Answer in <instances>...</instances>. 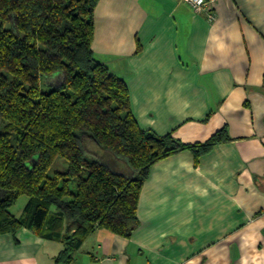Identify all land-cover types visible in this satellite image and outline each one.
I'll return each mask as SVG.
<instances>
[{"label":"crops","instance_id":"1","mask_svg":"<svg viewBox=\"0 0 264 264\" xmlns=\"http://www.w3.org/2000/svg\"><path fill=\"white\" fill-rule=\"evenodd\" d=\"M216 11L209 22L180 0L98 4L95 58L127 83L140 127L184 144L226 128L231 140L198 165L190 151L156 163L132 237L98 230L71 264H264V0H218ZM64 247L22 229L0 235V264H57Z\"/></svg>","mask_w":264,"mask_h":264},{"label":"trees","instance_id":"2","mask_svg":"<svg viewBox=\"0 0 264 264\" xmlns=\"http://www.w3.org/2000/svg\"><path fill=\"white\" fill-rule=\"evenodd\" d=\"M100 1L0 0V235L28 229L64 243L57 264H71L98 230L132 237L156 163L190 151L198 165L231 140L226 128L184 144L140 127L127 83L95 58ZM45 76L56 79L48 93ZM91 142L131 172L96 158ZM59 159L67 168L52 173ZM23 196L18 217L10 210Z\"/></svg>","mask_w":264,"mask_h":264},{"label":"rangeland","instance_id":"3","mask_svg":"<svg viewBox=\"0 0 264 264\" xmlns=\"http://www.w3.org/2000/svg\"><path fill=\"white\" fill-rule=\"evenodd\" d=\"M56 79H52L50 77H43L41 80V90L44 93L51 92L55 88ZM67 168V163L64 159H59L56 164L52 168V173L55 171H63ZM28 201V198L23 196L18 202L14 205V207L10 210V212L14 215L19 214L21 210L24 209Z\"/></svg>","mask_w":264,"mask_h":264},{"label":"built area","instance_id":"4","mask_svg":"<svg viewBox=\"0 0 264 264\" xmlns=\"http://www.w3.org/2000/svg\"><path fill=\"white\" fill-rule=\"evenodd\" d=\"M194 8L196 12L205 13L209 22L217 20L216 5L218 0H180Z\"/></svg>","mask_w":264,"mask_h":264}]
</instances>
